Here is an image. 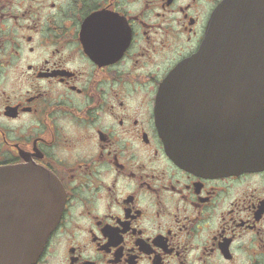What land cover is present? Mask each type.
I'll list each match as a JSON object with an SVG mask.
<instances>
[{
	"label": "flooded vegetation",
	"instance_id": "obj_1",
	"mask_svg": "<svg viewBox=\"0 0 264 264\" xmlns=\"http://www.w3.org/2000/svg\"><path fill=\"white\" fill-rule=\"evenodd\" d=\"M223 1L0 0V197L35 168L65 200L34 264H264V164L183 167L158 126Z\"/></svg>",
	"mask_w": 264,
	"mask_h": 264
},
{
	"label": "water",
	"instance_id": "obj_2",
	"mask_svg": "<svg viewBox=\"0 0 264 264\" xmlns=\"http://www.w3.org/2000/svg\"><path fill=\"white\" fill-rule=\"evenodd\" d=\"M262 55L264 0H225L199 51L162 83L158 126L178 164L224 170L258 163L254 154L244 162L236 157L237 151L264 149ZM12 187L11 200L0 197V264H34L60 220V184L52 173L34 168Z\"/></svg>",
	"mask_w": 264,
	"mask_h": 264
}]
</instances>
